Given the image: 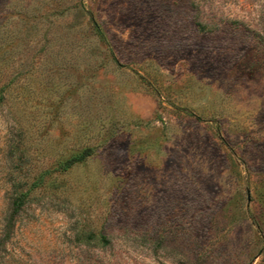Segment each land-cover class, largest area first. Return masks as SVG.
Instances as JSON below:
<instances>
[{"label":"rangeland","instance_id":"1","mask_svg":"<svg viewBox=\"0 0 264 264\" xmlns=\"http://www.w3.org/2000/svg\"><path fill=\"white\" fill-rule=\"evenodd\" d=\"M0 93V264H264V0H0Z\"/></svg>","mask_w":264,"mask_h":264},{"label":"trees","instance_id":"2","mask_svg":"<svg viewBox=\"0 0 264 264\" xmlns=\"http://www.w3.org/2000/svg\"><path fill=\"white\" fill-rule=\"evenodd\" d=\"M94 31L100 40H105L102 31L97 25H94ZM1 98L2 93H0V101ZM91 153V147H83L58 161L52 166V170L64 171L73 164L83 161L85 158L90 156ZM48 171L49 170L44 169L37 176L33 177V179L28 184H26V182H24L23 186L13 184L7 189V191H5V199L7 201V215L1 219L0 223V246L3 245L4 241L10 234L13 227V218L24 206L29 192L34 188L43 185L45 175L48 174ZM85 238L88 240L96 239L99 244H106L107 242L106 237L101 234L87 233Z\"/></svg>","mask_w":264,"mask_h":264}]
</instances>
